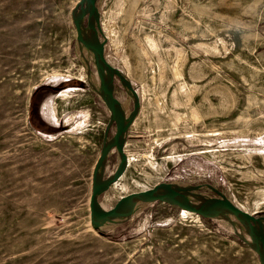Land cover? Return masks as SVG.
<instances>
[{
	"label": "rangeland",
	"instance_id": "rangeland-1",
	"mask_svg": "<svg viewBox=\"0 0 264 264\" xmlns=\"http://www.w3.org/2000/svg\"><path fill=\"white\" fill-rule=\"evenodd\" d=\"M94 4L130 116L126 164L96 206L164 183L264 216V0ZM76 12L88 28L81 0H0V264H261L232 212L152 200L90 222L92 166L115 126ZM117 163L112 147L98 178Z\"/></svg>",
	"mask_w": 264,
	"mask_h": 264
},
{
	"label": "water",
	"instance_id": "water-1",
	"mask_svg": "<svg viewBox=\"0 0 264 264\" xmlns=\"http://www.w3.org/2000/svg\"><path fill=\"white\" fill-rule=\"evenodd\" d=\"M90 13L91 20L89 28L93 33L92 38L89 40L84 39L80 33V12L74 14V29H75V39L76 41L89 48L92 52V60L97 78V85L101 91L102 101L108 111L110 119L113 121L115 129L113 134L108 140L102 145L91 170V183L90 192L87 200L88 216L90 222L93 225H106L121 216L118 209L125 203H130L133 205H141L143 203L150 202L152 200H162L169 203L177 205L179 208H184L190 210L194 213L200 214L202 216H219L232 212L235 216L236 221L239 226L248 234L253 240V248L258 253L260 257V263L264 264V216L254 215L229 199L223 197L222 199L215 200H204L200 196L195 195L194 199L190 202L178 199L173 194V189H179V187L167 185L164 183H157L151 187L132 191L121 195L115 200L112 206L107 209H97L96 208V198L100 189L114 180L123 170L126 164V156L122 151V134L125 126L129 122L130 116L123 117L120 112L115 98L112 94V86L109 82V77L111 72L108 73L109 64L103 55V43L104 38L100 40L96 39V32L100 31L99 21H98V11L94 4V0H81ZM115 148L118 155V163L113 174L107 175L104 178H97L99 166L103 159L105 158L107 152L111 148Z\"/></svg>",
	"mask_w": 264,
	"mask_h": 264
},
{
	"label": "bare ground",
	"instance_id": "bare-ground-1",
	"mask_svg": "<svg viewBox=\"0 0 264 264\" xmlns=\"http://www.w3.org/2000/svg\"><path fill=\"white\" fill-rule=\"evenodd\" d=\"M81 32V33H80ZM79 33H80V35L84 38V39H86V40H89V39H91L92 38V32H91V30H90V28L88 27V28H82V27H80V29H79ZM112 71V69H108V73L109 72H111ZM96 84H97V79H96ZM101 92V91H100ZM122 113V112H121ZM122 116H123V113H122ZM124 117V116H123ZM96 177L98 178V175L96 174ZM173 194L178 198V199H181V200H183V201H187V202H190V201H192L193 199H194V197H195V194L194 193H187V192H178L177 191V189H173ZM148 203H150V202H148ZM146 204V203H145ZM134 205L133 204H130V203H127V202H125L119 209H118V211H120V213H121V215L123 216V215H125V214H127V213H130L129 211L132 209V207H133ZM141 206V205H140ZM100 207V206H99ZM136 207V206H135ZM138 207V206H137ZM96 208L97 209H100V210H102L101 208H98L97 206H96ZM134 209V208H133ZM180 209H182V211L183 212H188V213H191L192 211H190V210H187V209H184V208H180ZM133 212V211H132ZM118 217H120V216H118ZM117 217V218H118ZM252 243H253V241H251Z\"/></svg>",
	"mask_w": 264,
	"mask_h": 264
},
{
	"label": "crops",
	"instance_id": "crops-1",
	"mask_svg": "<svg viewBox=\"0 0 264 264\" xmlns=\"http://www.w3.org/2000/svg\"><path fill=\"white\" fill-rule=\"evenodd\" d=\"M42 106H44V107H45V104H44V105H42ZM40 121H42V122H45V121H44V119H40Z\"/></svg>",
	"mask_w": 264,
	"mask_h": 264
}]
</instances>
